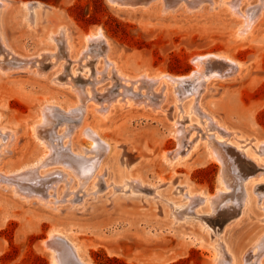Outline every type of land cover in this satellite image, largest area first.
<instances>
[{
  "label": "rangeland",
  "instance_id": "374dc122",
  "mask_svg": "<svg viewBox=\"0 0 264 264\" xmlns=\"http://www.w3.org/2000/svg\"><path fill=\"white\" fill-rule=\"evenodd\" d=\"M6 1L10 4L4 48L11 54H2L0 60L12 66L6 76L0 75V264H51L54 250L46 249L43 242L52 228L75 242L80 256L90 264H212V244L217 243L223 252V239L228 240L238 261L249 257L246 264H264V173L255 189L258 203L252 201L248 211L233 219L228 228L226 223L222 238L216 226L220 230L222 219L237 203H243L249 188L242 178L250 171L234 151H230L227 171L210 158L203 142L195 143L203 139L211 144L217 137L233 143L236 137L245 149L248 144L264 142V16L249 34L237 39L235 32L242 19L221 8L210 11V0H193L202 1L197 8L186 2L192 14L179 11L165 16L158 8L125 9L110 0ZM34 1L45 8L42 21L30 29L24 17L34 15L33 11H24L19 4ZM173 1L176 3H164ZM242 1L241 11L255 20L264 0ZM63 25L72 37V49H64L67 42L58 31ZM99 28L104 34L100 47L75 61L88 47L85 36ZM51 32L54 40L48 36ZM43 50L46 52L37 56ZM207 54L228 56L239 63L238 69L225 79L198 83L190 79L178 86L159 80L150 86L154 81L148 77L155 75L190 76L196 69L192 60ZM22 61L32 65L22 67ZM214 61L220 69L227 64L222 59ZM112 62L114 67L109 65ZM43 70L47 73L41 74ZM37 71L41 72L36 76ZM120 73L127 77L123 79ZM144 73L147 78L136 79ZM58 79L81 82L93 100L83 102L81 98L77 106V96L70 91L73 85L56 83ZM194 83L199 86L198 95ZM68 86L69 90L64 88ZM117 93L122 103L129 93L158 106L130 97L138 108L113 105L115 100H110ZM46 104L52 106L47 108V114L52 111L50 121L40 111ZM92 104L106 117L94 113ZM189 107H193L191 117L200 124L187 130ZM104 108L106 112H102ZM178 114L186 128L180 140L173 127ZM69 118L72 123H65ZM91 129L109 146H97ZM204 129L210 140L203 135ZM241 136L253 140L244 141ZM187 141L190 143L184 144ZM165 151L169 161L170 153L183 151L184 160L169 165L163 158ZM256 151L264 159V143ZM71 154L91 161L81 163L82 167L80 161L71 164ZM36 164H40L38 168L28 172L15 170ZM222 172L227 183L219 194ZM18 187L34 195L14 196L12 190ZM140 188L143 192L162 190L171 199L148 196ZM200 191L212 199L199 205V212L188 197ZM187 212L201 216L180 217ZM259 238L252 253L250 248ZM62 243L58 240L54 245L55 253L60 248L56 253L59 263H73L71 249ZM251 255L254 259L249 261Z\"/></svg>",
  "mask_w": 264,
  "mask_h": 264
},
{
  "label": "bare ground",
  "instance_id": "6f19581e",
  "mask_svg": "<svg viewBox=\"0 0 264 264\" xmlns=\"http://www.w3.org/2000/svg\"><path fill=\"white\" fill-rule=\"evenodd\" d=\"M133 0H110L109 2H111L112 4L114 5H117L119 8H125V9H132V10H135V9H152V8H158L159 9V13L160 15L162 16H165V15H168V14H175L179 11H183L185 14H192L193 12L187 8L186 6V2L187 3H192L190 6L191 8H195L196 6H198L202 1H200V3H197L196 2H192L193 0H176V3L173 1V2H170L171 4L168 5V4H165L164 3V0H156V1H153L151 2L152 0H139L140 2L138 4H133L132 3ZM168 1V0H167ZM172 1V0H171ZM211 2H213V4L210 6V11H213L215 10L216 8H221V9H224L225 11L228 12V14L231 16V17H235V18H241L242 21L241 23L239 24L236 32H235V37L237 39H242L244 38L247 34H249L252 29L254 28V26L256 25V23L261 20V16L263 15L264 16V2H263V5H262V8L259 9L258 13H257V17H255V20H251L249 19V17L246 16V13L245 12H242L240 7L243 3L242 0L240 1H235V0H210ZM35 2V3H34ZM34 2H21L19 4V8L21 9H24V11H29V12H32V14L34 15H30V14H26L25 17H24V20L26 22V24L28 25V27L30 29H34L36 28V26L42 21L43 19V13H42V8L44 9L45 6L44 4L40 3L39 1H34ZM10 2L6 1V0H0V57L2 56V54H4L5 56L7 55H10L11 54V51L8 50L6 51L7 49L4 48V46L7 47L6 45V36H5V25H6V8L9 6ZM197 8V7H196ZM250 8V7H249ZM260 8V7H258ZM252 9V8H251ZM255 9V8H253ZM256 10V9H255ZM255 13V11H254ZM250 15V14H249ZM248 15V16H249ZM262 16V17H263ZM253 17V16H252ZM58 31L60 33H62V37L63 39L65 40V42H67V46L64 47V49H72L73 48V44H72V37L70 36L69 34V30L67 28V26L63 25L61 28L58 29ZM64 31V32H63ZM49 38L50 39H55L56 36H54V33H49ZM58 38V36H57ZM102 38H104V34L102 32V30L99 28L97 31L95 32H91L90 34L86 35L85 36V41L86 43L88 44V47L86 49H84L83 51H81L79 54L76 55V60L79 58V55L80 56H84V55H89V53L92 54V51L93 49H97V46L100 47V39L102 40ZM104 42V41H103ZM105 44V43H104ZM103 44V45H104ZM102 46V45H101ZM100 49V48H99ZM108 49V47H107ZM106 50V49H105ZM104 50H99V52H102L100 54H103ZM46 51H42L40 52L37 56H41L43 53H45ZM107 53V52H106ZM106 56V55H105ZM104 58V57H103ZM218 60L221 59L224 61V62H227V64H223L224 66H222V69H220L221 67H217L215 64H214V60ZM192 61H194V64L196 65V69L194 70V72L190 75V76H183V77H171V76H168L165 75V74H162V75H155L153 77H148L149 80L151 81H154L152 84H150V86L152 87L156 82H158L159 80H164V82L168 81V82H171L175 85H179L181 84V82H185L187 80L190 81V79H193L195 80L197 83L198 81L197 80H201V79H204L203 81L204 82H207L209 80H211L212 78H219V79H225L227 77H230L231 74L236 70L238 69V65L239 63H236L235 61H233L230 57L228 56H225V55H222V54H207V55H204V56H198V57H195ZM6 64H4V61L0 60V68L4 69V71H2V69H0V75L1 76H6L9 72H7L9 69H11V66L12 64H8V62H5ZM32 65V63H30V61H22V64L20 66L22 67H28ZM110 66H115V63L112 62L111 64H109ZM216 70V72L214 71ZM214 71V72H212ZM41 72V71H40ZM39 71H37V73L35 74L36 76L40 74ZM120 72V71H119ZM236 72V71H235ZM47 73V70H43L41 74H46ZM75 74V72L73 73ZM121 74V73H120ZM122 75V74H121ZM54 76H56V73L54 74ZM53 76V80H55V77ZM123 76V79H125L127 76L126 75H122ZM130 78V77H129ZM142 78H147V74L144 73V74H141L140 76H138L136 79H142ZM166 80V81H165ZM75 80H64V79H58L56 83H59V84H68V85H73V86H70V91L73 92L76 96H77V100H76V105L77 106H80V103L81 102V98L83 100V102L87 99L89 100H93L92 96H91V93L89 92V90H86L84 87H83V84L81 82H74ZM195 82V83H196ZM52 85H54V82H52ZM194 83V84H195ZM193 84V85H194ZM199 85V84H198ZM55 87H60V86H57V85H54ZM72 87V88H71ZM65 89H68L69 90V86L68 87H64ZM176 88V87H174ZM81 93L80 96L82 97H79V94H77V91ZM177 90V88H176ZM198 91H199V86H196L195 84V89H194V92L198 95ZM135 99L137 102L139 103H145L146 105H151V106H158V103L157 105L154 104V102L152 101H148V99H145L143 97H138L137 95H134V94H129V93H125V96H124V103H122V97H121V94L117 93V94H114L112 96L113 99H111L110 101L112 100H115V103L113 105H122L123 108H130V107H137L138 108V105L136 103H134L133 101H131V99ZM92 106V110L94 113H96L97 115L101 116V118H105L106 115L105 114H102L100 113V108L94 104L91 105ZM52 106L50 105H44V107L41 108V113H42V118L43 119H47L50 121L48 115L50 114H47V108H51ZM85 107V106H84ZM193 108V107H192ZM191 108V109H192ZM191 109L190 107L187 108V111L185 113V115H187V118H189V126L187 127V130L190 129V128H193V127H197L198 124H200V121L194 119L193 117H191L192 115V112H191ZM54 111V109H53ZM56 111V110H55ZM80 111V110H79ZM107 110L104 108L102 110V112H106ZM156 111V110H155ZM154 111V112H155ZM200 111V110H199ZM60 112V111H59ZM202 112V110H201ZM56 113L58 114V111H56ZM61 113V112H60ZM79 113V112H78ZM67 114V113H66ZM68 114H72V116L75 114L74 112H68ZM67 114V115H68ZM200 114V117H201V113L199 112ZM56 115V114H55ZM59 115V114H58ZM77 115V114H76ZM79 115V114H78ZM51 116V115H50ZM71 116V115H70ZM75 116V115H74ZM73 116V117H74ZM65 117V116H64ZM180 117V114H178V118L173 122V127H175V131H174V136L175 138H177V140L179 139H182L183 137V132L185 131L184 128H182L183 126L181 125V122L179 121V118ZM58 118V117H57ZM63 118V117H62ZM78 118V117H77ZM185 118V117H183ZM207 118V117H206ZM208 118H210V116H208ZM74 119V118H73ZM211 119V118H210ZM53 121V119H52ZM67 121V120H66ZM70 121V118L67 122L65 123H68ZM73 121V120H72ZM62 122V121H61ZM71 122V121H70ZM80 122V121H79ZM42 123V119L37 123L38 125H40ZM72 123V122H71ZM63 125V123H61ZM69 125V124H68ZM78 125V124H77ZM81 125V124H80ZM75 128V127H74ZM207 128V127H206ZM84 129V128H83ZM83 129H81V134H83ZM226 129V128H225ZM1 130H4V129H1ZM35 130V128H33V131ZM63 132L65 131L64 128H62ZM94 130V129H93ZM90 131V130H89ZM204 134L203 135H206V139L207 140H210L211 138H209V135H207V132H206V129H204ZM66 132V131H65ZM88 132V131H87ZM93 132L92 129L90 131V133ZM86 133V132H85ZM89 133V132H88ZM89 133V134H90ZM223 134L225 135H230V134H227L225 132H222ZM92 134H94V137H95V144L97 146H100V145H103L105 147H108L109 144L106 142H103V140H101L99 137V134L96 133V132H93ZM235 134L234 132H232V135ZM0 135H2L0 133ZM35 135V134H33ZM56 135V134H55ZM45 136V135H44ZM53 136V135H51ZM90 136V135H88ZM99 136V137H98ZM58 137V136H57ZM93 137V138H94ZM48 138V137H47ZM50 138V137H49ZM52 138V137H51ZM189 138V136L187 137V139ZM242 139H244V141H247V140H250V142L253 140L251 138H248V137H240ZM212 140V143L209 144L207 143L206 140H203V139H198L197 142L195 143H199L200 141L203 142L207 148V151L209 153V156L212 160H216L218 162H221L227 171H229V165H230V162H229V155L230 154V151L232 150V152L234 151V153L238 154L240 157L243 158V160L246 161V163L244 165H246L245 168L249 169L250 172H248L245 176V178H242L244 181H243V185L245 187H248L249 189H247V194H245V199L243 201V203L239 202L236 204L235 207H233L229 212L228 216L225 218V219H222V222L223 225L222 228L219 230V228L216 226V229L217 234H220L222 236V238H224V234H223V230L226 228L225 227V224H227V228L232 225V220L237 218V216H239L241 213H244L246 211H248V209L250 208V205L252 204V201L258 203L257 201V197L255 195V189L258 185V183L261 181V178L260 176L264 173V159H259L255 153L257 152L256 150H260L261 147H262V142L260 141H257L254 146H251L248 144L247 148L243 149L242 147H240L237 143V139L235 137V140L233 143H226V141H224L223 139L221 138H218L214 140ZM49 141V139H48ZM55 141V140H54ZM179 142V141H178ZM182 143V142H180ZM179 143V145H180ZM190 142L187 141L186 145H188ZM183 144V145H184ZM178 145L179 148H181L180 146ZM185 147V145H184ZM63 148V147H62ZM99 148V147H98ZM183 149V147H182ZM60 150V149H59ZM65 151V150H64ZM60 152V151H59ZM82 153H85V150L83 149L81 151ZM264 153V151H263ZM60 154V153H59ZM58 154V155H59ZM65 153H63L64 155ZM81 154V153H80ZM163 158L164 160L169 164V165H173L175 162H178V161H181V160H184L182 156H184V153L183 151L179 152V151H174L173 153H170L169 156L171 157L169 161L167 159V156H168V153L165 151L163 153ZM233 154V153H232ZM61 155V154H60ZM66 155V154H65ZM234 155V154H233ZM232 155V156H233ZM73 157V158H72ZM71 158H72V162H70L71 164L74 163V165H77V163L75 162H79L80 161V166H81V163L82 164H86V163H89L90 158L85 159L83 158H80L79 155H73L71 154ZM70 158V159H71ZM45 157H42L40 158L41 162L44 161ZM68 159V158H67ZM38 160V161H40ZM58 160V159H56ZM60 161V160H59ZM58 161V163H59ZM64 161V160H63ZM232 161V160H231ZM242 162V161H241ZM244 162V161H243ZM61 163V162H60ZM232 163V162H231ZM44 164V162H43ZM62 164V163H61ZM65 164V163H64ZM63 164V165H64ZM70 164V165H71ZM40 164H36L35 166L33 165H21L18 167V169H15V170H19V169H22L23 171H27V170H30V169H34V168H38ZM68 165V166H70ZM73 165V166H74ZM91 165H94V163H91ZM243 165V163H242ZM65 166V165H64ZM66 165V167H68ZM71 166V167H73ZM78 166V167H80ZM77 167V168H78ZM82 167V166H81ZM70 168V167H69ZM75 168V167H73ZM90 168V167H89ZM72 169V168H70ZM76 169V168H75ZM36 170V169H35ZM34 170V171H35ZM236 170V167L235 169ZM233 170V171H234ZM73 171V170H72ZM89 171V170H88ZM93 171V170H92ZM88 172V173H91V177L94 176V172ZM237 171V170H236ZM234 172V173H237V172ZM28 172V171H27ZM75 172H78L77 170ZM231 172V171H230ZM228 172V173H230ZM244 172V171H243ZM233 173V174H234ZM32 174V173H31ZM38 174V173H37ZM238 174V173H237ZM240 174V172H239ZM30 175V173H29ZM17 176V175H16ZM238 176V175H237ZM241 176V175H240ZM238 176V178L240 177ZM230 178L232 179H235L236 180V177L234 175H230ZM20 179V178H19ZM25 180V179H24ZM241 180V179H240ZM29 181V180H28ZM40 181V180H39ZM45 181V179H44ZM227 180L225 179L224 175H223V172H222V176L219 177V188L217 190V192L220 194V192H224L226 190V188L223 186V183H227L226 182ZM237 181V180H236ZM239 181V180H238ZM18 182V181H17ZM43 182V181H42ZM138 182L139 184L141 183L142 184V179L141 178H138ZM20 183V182H19ZM31 183V182H30ZM39 183V182H38ZM44 183V182H43ZM41 184V183H40ZM126 184V182H125ZM230 185V184H228ZM19 186V185H18ZM25 187V186H24ZM30 187V186H29ZM157 187V186H156ZM186 188H189L188 185L185 186ZM19 188V187H18ZM158 188H160V186H158ZM157 188V189H158ZM27 190V189H26ZM25 189H15V190H12L13 191V194L14 196H17V194H22L26 197H29L31 195H34V194H31L29 192H27ZM29 190V189H28ZM36 190V189H35ZM38 191V190H37ZM139 192L141 193H144L148 196H153V195H159V198L160 199H171L167 194H164L162 190H159L155 192V189H152L151 192H143L144 190H142L141 188L138 189ZM189 192V191H187ZM244 192V191H243ZM42 193V191H41ZM190 197L189 200H190V203L192 205H194V209H197L198 210V207L199 205L203 204V203H209V201L212 199V196L210 195H207L205 194L204 192L200 191V192H196V193H190ZM161 196V197H160ZM232 197V196H231ZM21 198V197H20ZM21 199H24V198H21ZM26 202H29V200H26ZM49 203V201H48ZM177 203V202H175ZM47 204V203H46ZM228 204V203H227ZM227 204L224 205V207L226 206L227 207ZM231 203L229 202L228 205H230ZM45 205V204H44ZM187 205V204H186ZM232 205V204H231ZM234 205V204H233ZM181 208L183 206H180ZM180 207H176L175 209H179ZM222 207V209L224 208ZM231 207V206H230ZM242 208H243V211H242ZM224 210V209H223ZM199 212L201 211L200 209L198 210ZM183 216H180L181 218L185 217V216H195L197 218H200V216L196 215V214H190V213H184V214H181ZM207 221V220H206ZM261 221L262 223L264 224V214L261 216ZM220 223V222H219ZM61 236V237H60ZM264 237V235H263ZM262 237V238H263ZM262 238H259L256 242L253 243V245L251 246L250 248V251L253 253V251L257 248L259 242L261 241ZM58 240H62L63 241V245L64 246H68L69 249H71L72 251V256L71 259L73 261L72 262H66L65 264H90L88 263L87 261H85V259L83 257L80 256L79 254V247L75 244V242L69 240L67 238V236L63 233H61L59 230L57 229H54L52 228L48 234V239L46 241L43 242V245L46 249H49L50 251L54 250V253H53V258H52V263L51 264H60L58 259H57V250H60V248H58L56 250V253H55V249L54 248V245L56 243V241ZM264 240V239H263ZM222 243H223V252L218 250V244L215 243V244H212V249H213V260H212V264H246L247 262H245V258H242L240 259V261H238L237 257L235 256V254L233 253L232 249L229 247L228 245V240L227 239H223L222 240ZM225 245V246H224ZM59 252V251H58ZM63 253V251L61 252ZM70 253V252H69ZM67 254V253H66ZM61 256V254H59V257ZM71 256V255H70ZM58 257V258H59ZM62 259L64 256H61ZM254 256L251 255L250 257V260L251 261ZM249 258V257H248ZM247 258V260H248ZM66 259V258H65ZM64 259V260H65ZM246 260V261H247ZM61 262V261H60Z\"/></svg>",
  "mask_w": 264,
  "mask_h": 264
},
{
  "label": "water",
  "instance_id": "95a60500",
  "mask_svg": "<svg viewBox=\"0 0 264 264\" xmlns=\"http://www.w3.org/2000/svg\"><path fill=\"white\" fill-rule=\"evenodd\" d=\"M140 1L139 0H133L132 3L133 4H138ZM46 247V246H45Z\"/></svg>",
  "mask_w": 264,
  "mask_h": 264
}]
</instances>
